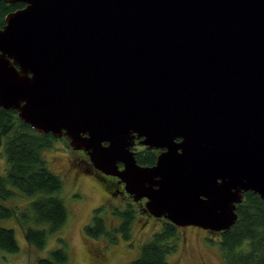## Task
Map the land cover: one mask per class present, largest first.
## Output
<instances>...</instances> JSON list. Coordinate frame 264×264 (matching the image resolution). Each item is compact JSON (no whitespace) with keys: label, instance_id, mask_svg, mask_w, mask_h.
<instances>
[{"label":"water","instance_id":"obj_1","mask_svg":"<svg viewBox=\"0 0 264 264\" xmlns=\"http://www.w3.org/2000/svg\"><path fill=\"white\" fill-rule=\"evenodd\" d=\"M4 1L25 7L0 28V107L177 227L226 231L264 200V0Z\"/></svg>","mask_w":264,"mask_h":264},{"label":"trees","instance_id":"obj_2","mask_svg":"<svg viewBox=\"0 0 264 264\" xmlns=\"http://www.w3.org/2000/svg\"><path fill=\"white\" fill-rule=\"evenodd\" d=\"M25 3L0 2V28L10 12L23 8ZM5 139L8 169L0 175V250L16 253L20 250L15 230L1 225L4 219H16L24 230L25 238L38 248L47 242V230H60L68 219V209L62 197L56 195L63 188L62 178L54 173L42 156V151L53 144L52 133H40L23 122L16 109L0 107V149ZM157 150L140 151L137 161L141 165L156 163ZM32 198L25 210L18 212L5 202L16 197ZM131 208V207H130ZM96 209L85 233L89 238L106 237L117 241L119 236L130 238L135 211L115 209L122 217L121 223L110 230L105 219ZM238 220L228 230L219 232L224 264H264V200L253 192H245L242 203L237 205ZM47 225L48 229L41 228ZM179 227L165 220L153 238L141 246L140 255L126 264H173L167 256L176 251ZM117 237V238H116ZM37 264H70L69 254L63 247L54 249L49 257L40 258Z\"/></svg>","mask_w":264,"mask_h":264},{"label":"rangeland","instance_id":"obj_3","mask_svg":"<svg viewBox=\"0 0 264 264\" xmlns=\"http://www.w3.org/2000/svg\"><path fill=\"white\" fill-rule=\"evenodd\" d=\"M55 138L51 147L42 151V156L47 161L48 167L63 180V188L56 195L65 201L69 214L67 222L58 231L47 230L46 245L44 248H38L26 240L24 230L16 219L2 220V226L15 230L20 250L16 253L0 250V264H37L40 258L49 257L54 249L61 247L67 250L70 264H126L133 261L140 255L141 246L153 238L165 221L152 217L147 213L148 210L142 212L140 203L134 201L130 195L118 194L109 185L105 188L102 179L86 171V161L90 158L84 152L74 150L67 137ZM7 169L5 139H3L0 149V175H3ZM16 193L18 195L5 204L16 207L20 213L27 208L32 198L22 197L18 190ZM98 208L102 209L99 213L112 231L122 221V217L114 213L115 209H133L135 218L130 238L119 236L116 237L117 241H109L106 237L89 238L85 228L91 223ZM47 227V225L41 226L48 229ZM178 231L179 237L175 240L177 249L167 256L169 262L224 264L219 232L192 225L179 227Z\"/></svg>","mask_w":264,"mask_h":264},{"label":"flooded vegetation","instance_id":"obj_4","mask_svg":"<svg viewBox=\"0 0 264 264\" xmlns=\"http://www.w3.org/2000/svg\"><path fill=\"white\" fill-rule=\"evenodd\" d=\"M139 141H140V139H136V144L132 147V149L136 152V156H137V153L138 152L144 151L145 149H148L146 146L141 145L139 143ZM152 150H154V149H152ZM155 150H157L158 154L161 152V150H158V149H155ZM79 151L84 152L86 154V156H88L87 153H86V151H83V150H79ZM88 158H89V156H88ZM87 160L88 161H86V163H87L86 171L89 172V173H92L94 175H97L96 177L102 179L103 183H105V185H104L105 188H108L110 186V188H114L115 191H116V193H118V194H124V195H127L128 194V195H130L129 193L126 192V190H124L125 184L123 182H120V180H119L118 177L112 176V175H107V174L103 173L100 169H97L96 167H94L93 164L90 162L89 159H87ZM120 167L121 168L123 167V164L122 163H120ZM114 194H115V192H114ZM130 197L133 199V197L131 195H130ZM136 202L137 203H140L142 212L147 211V209H146V207L144 205V203L146 202V199L145 198L142 199V200L136 201ZM147 213L149 215H151L152 217H155L149 211H147ZM159 219H162L163 221L167 220L164 217L159 218ZM102 257L104 258V254H102ZM101 261H103V259Z\"/></svg>","mask_w":264,"mask_h":264}]
</instances>
